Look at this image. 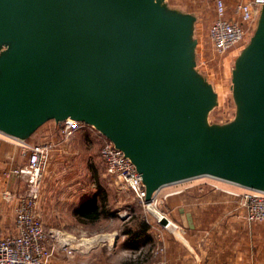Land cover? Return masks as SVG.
<instances>
[{"label": "water", "instance_id": "water-1", "mask_svg": "<svg viewBox=\"0 0 264 264\" xmlns=\"http://www.w3.org/2000/svg\"><path fill=\"white\" fill-rule=\"evenodd\" d=\"M196 19L166 0H0V133L93 127L136 166L146 202L200 177L264 191V2L220 125L207 120L217 96L197 69Z\"/></svg>", "mask_w": 264, "mask_h": 264}, {"label": "crops", "instance_id": "crops-1", "mask_svg": "<svg viewBox=\"0 0 264 264\" xmlns=\"http://www.w3.org/2000/svg\"><path fill=\"white\" fill-rule=\"evenodd\" d=\"M223 1L226 7L225 17L232 21L239 20L238 14L233 10L234 6L247 0ZM215 17L216 14L213 10L211 22ZM208 26L199 30L200 35L198 36L201 42L204 39L205 43V40L208 39ZM85 132L94 135V137L95 135L99 136L89 127L76 131L64 147L51 153L50 160L44 170L45 182L48 183L50 177L60 178L71 174L67 172L73 170L77 155L82 154L87 148L88 141L83 139ZM59 136L58 123L51 120L39 127L27 140L40 142L57 139ZM25 161L26 157L22 153L20 142L0 133V229L4 232L15 231L16 198L27 190L24 180L10 171L23 165ZM59 184L62 188L63 181L59 180ZM55 186L50 188L46 184L43 185L40 200L41 209L45 218L50 217L49 220H45L46 227L60 229L62 237L70 240L73 253L68 254L56 243L52 264H149L145 258H138L135 262L130 261L132 259L127 255V246H123L122 243L124 234L120 232L121 222L106 228L102 232L103 234H99L96 229L90 228L92 224L78 219L76 210L85 202L92 200L87 196L85 189H75L69 193L63 188L60 192L59 188ZM229 198L237 200L232 201V205ZM241 211L237 196L211 189L206 184L188 186L187 238L184 241H177L182 242L185 246L181 243L180 245L176 244L172 237L165 239L168 248H174V251L166 252L162 256L165 263L264 264V222L243 220L240 216ZM226 214H229L227 215L229 218L222 220ZM237 217L240 220H237ZM154 254L153 251L150 264L159 263L161 255L159 257Z\"/></svg>", "mask_w": 264, "mask_h": 264}, {"label": "built area", "instance_id": "built-area-1", "mask_svg": "<svg viewBox=\"0 0 264 264\" xmlns=\"http://www.w3.org/2000/svg\"><path fill=\"white\" fill-rule=\"evenodd\" d=\"M212 1L216 17L208 26L207 41L213 54L222 56L243 46L246 42L252 31L258 6L264 0H247L237 3L233 9L239 16V20L236 21L225 17L226 7L223 0ZM58 127L60 136L57 139L40 142L18 141L26 161L10 172L19 175L24 180L27 190L16 198L15 231L4 232L0 229V264H52L56 243L68 254L73 253L70 240L62 237L60 229L46 227L40 200L43 174L51 153L64 147L75 132L80 129L89 127L102 139L100 156L109 177L121 182L124 188L130 190L144 207L149 208L154 202L157 193L152 196L149 202L145 201V185L141 174L123 152L114 146L112 141L93 127L72 118L58 122ZM205 178L211 180L209 182L211 188L238 197L242 209L240 216L243 220L264 222V191L243 188L213 177ZM233 187H239L242 191L237 192L232 189ZM163 218L166 219V223L161 225L165 227L169 225L170 220L160 214L158 221ZM158 240L160 243L158 249L162 253L166 248L164 236L159 234ZM158 264H166L162 256Z\"/></svg>", "mask_w": 264, "mask_h": 264}, {"label": "rangeland", "instance_id": "rangeland-1", "mask_svg": "<svg viewBox=\"0 0 264 264\" xmlns=\"http://www.w3.org/2000/svg\"><path fill=\"white\" fill-rule=\"evenodd\" d=\"M166 2L169 8L191 13L197 18L194 28V36L197 40V69L213 85L217 96V103L208 113L207 120L208 123L217 125L229 122L235 116V104L230 91L231 69L242 46L235 48L225 55L215 56L208 45V41L205 40L206 42L204 43V39L202 42L199 40L200 28H206L212 19L214 10L212 0H166ZM84 138L88 141L87 148L82 154L77 155V159L74 160L73 170L67 172L71 174L67 177H50L48 178V183L44 181L45 174H43L41 190L44 184L50 188L56 185L55 187H58L60 192L62 188L69 193L75 189H85L87 196L91 199L93 196H97L96 200L98 202H101V196H103L102 193L104 192L107 196V210L114 211V216L102 218L92 223V227L90 228L96 229L99 234H103L102 232L106 228L118 225L120 222L121 227L123 224H133L136 220H146L149 226L148 233L144 238L134 243L126 242L125 238H123L125 242H122L123 246H127V255L132 259L130 260L132 262H135L138 258H145L150 264L153 251L154 255H158L159 257L160 255L163 256L166 252L174 251V248H168L166 241L164 252L161 253L159 251V234L164 236V239L172 237L176 241V244L179 243L180 245L181 243L185 246L182 242L177 241H184L187 238V187L195 184H206L211 188L209 185L211 180L201 177L163 186L157 192L153 204L147 208L135 198L130 190L124 188L121 182L106 174V167L100 156L102 139L96 135L94 137V135L88 132L83 134ZM59 180L63 181L62 188H60ZM232 189L237 192L242 191L239 187H233ZM164 195L167 196L165 197ZM229 200L233 205L232 201L234 202L237 199L232 200V198H229ZM160 214L170 220L169 225L165 227L161 225L162 223L158 221ZM227 215L229 214H226L222 220L226 219ZM49 219L50 217L45 218V220ZM236 219L240 220L238 217Z\"/></svg>", "mask_w": 264, "mask_h": 264}, {"label": "trees", "instance_id": "trees-1", "mask_svg": "<svg viewBox=\"0 0 264 264\" xmlns=\"http://www.w3.org/2000/svg\"><path fill=\"white\" fill-rule=\"evenodd\" d=\"M101 186V184H100ZM101 202L96 200L97 196H93L92 200L85 202L79 209L76 210V215L79 220L85 223H95L102 218L114 216V211L107 210V196L103 192ZM148 223L146 220H136L133 224H123L120 232L124 234L126 242L134 243L147 235Z\"/></svg>", "mask_w": 264, "mask_h": 264}]
</instances>
